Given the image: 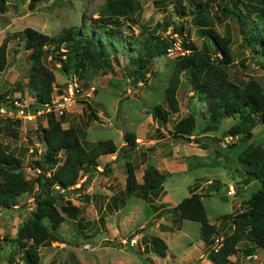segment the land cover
<instances>
[{"label": "rangeland", "instance_id": "1", "mask_svg": "<svg viewBox=\"0 0 264 264\" xmlns=\"http://www.w3.org/2000/svg\"><path fill=\"white\" fill-rule=\"evenodd\" d=\"M110 1L6 0L7 11L0 12V45L8 44L9 60L8 69L0 74V95L6 98V101L0 100L1 137L7 151L21 160V171L32 187L11 210L0 208V264H27L16 239L20 228L33 217L38 193L36 179L42 171L36 163L43 160L46 150L41 132L47 127V113L34 106L35 91L30 87L28 75L30 52L24 49L23 32L32 28L58 37L74 28L91 35L92 31L87 28H97L101 8ZM137 1L141 8L129 20L130 24L125 22L122 28L124 41L121 50L114 54L119 63H113L110 71L88 67L85 79H81L73 70L66 72L60 62L55 64L50 56L44 61L55 75L54 105L65 103L63 113L56 112L63 127L78 129L87 150L99 141L112 140L118 152L101 157L97 168L87 175L82 174L75 186L81 189L87 180L85 188L67 195V199L81 208L85 229L81 231L77 222L64 223L58 230L63 242L39 248L42 264H212L207 260V247L201 239V224L173 216L168 211L190 197L196 185L204 196L210 223L219 229L215 238L224 237L231 232L232 225L228 221L226 229L222 219L242 212L247 208V201L261 189L258 178L246 180L247 175L236 159L248 144L264 146L262 124L252 129V140H246L243 135L224 138L223 133L237 124L238 119H226L215 130L207 131L210 119L207 101L194 94L186 73L176 75L178 57L190 52L184 46L201 48L203 45L197 6L208 0ZM213 5L221 3L217 1ZM217 14L227 19L220 23ZM209 17L216 22L217 32L233 37L230 44L233 62L228 68L230 80L245 86L254 79L264 89V58L254 53L239 23L233 17H226L217 7L211 10ZM130 38L142 42L133 46L129 44ZM145 43L159 44L165 49L162 48V54H154L146 85L140 82L134 88L133 63ZM170 44H176L179 49L169 53L166 49ZM62 48V52L67 50ZM74 77L79 79L81 90L66 102L63 98ZM174 78L178 80L176 96L180 112L172 114L169 122L161 125L154 120L152 111L157 106L169 110L165 92ZM12 104L24 111L16 112ZM89 106L96 112V119ZM189 113L198 119L194 136L175 137L173 126ZM127 132L136 134L133 150H126L124 135ZM233 143L238 145L227 150L226 146ZM127 163L137 168L136 177L141 184L149 166L173 176L164 183L163 192H153L148 202L137 197H121L126 186ZM106 165L110 168L105 170ZM214 181H219L218 190L208 195V183ZM232 186L234 191L230 193ZM162 211L167 214L165 218L160 216ZM154 237L168 245L166 257L153 251L150 241ZM145 247L149 249L146 252ZM231 261L233 264H264V250L258 249L252 257L240 252Z\"/></svg>", "mask_w": 264, "mask_h": 264}, {"label": "trees", "instance_id": "2", "mask_svg": "<svg viewBox=\"0 0 264 264\" xmlns=\"http://www.w3.org/2000/svg\"><path fill=\"white\" fill-rule=\"evenodd\" d=\"M217 1H220L221 5H213ZM216 7L221 9L226 17H233L239 23L244 38L254 53L264 58V0H208L197 6L199 13L197 24L202 26L203 45L201 48L197 45L184 46L190 52L178 57L176 75L186 73L193 85L194 94L207 101L210 113L207 131L215 130L224 120L233 118L238 119V122L223 133L224 138L243 135L246 140H252L254 138L252 129L259 124L264 128V89L254 79L245 86L230 80L228 68L233 62L230 45L233 37L227 34L223 36L217 32L216 22L209 17L211 10ZM140 8L137 0H111L101 8L97 28H87L92 31L91 35H87V31L72 28L65 30L58 37H50L32 28L25 29L24 49L30 52L28 75L30 87L35 91V109L53 104L55 75L44 63L49 56L55 64L60 62L66 72L73 70L78 73L81 79H85L88 67L110 71L113 63H119L114 54L121 50V43L124 41L122 28L125 22L130 24L129 20L137 15ZM5 11L6 0H0V12ZM217 18L220 23L227 19H222L218 14ZM174 31L177 32L178 29ZM129 40V44L133 46L142 42L131 38ZM145 44V48H142L134 59L131 74L134 88L140 82L146 85L149 64L154 54H162V48L165 49L159 44ZM62 47H66L67 50L62 52ZM8 67V44L3 43L0 45V74ZM17 87L21 90L20 85ZM177 89L178 80L174 78L165 92L169 110L157 106L152 111L154 120L161 125L168 123L172 114L180 112ZM0 100L6 101L5 96L0 95ZM89 109L96 119V112L92 106H89ZM46 118L47 127H43L41 132L46 150L43 160L36 163L38 167H42L36 179L38 184L36 208L33 217L20 228L16 239L27 264H42L39 248L54 242H63L64 239L58 234V230L67 221L77 222L81 231L85 229L84 223L81 222V208L66 197L85 188L87 184L85 182L81 189H76L75 186L82 174L87 175L97 168L101 157L115 155L118 152L112 140L99 141L93 148L87 150L78 129L74 127L65 129L62 119H57L54 112L47 113ZM197 128V117L189 113L173 126V135L189 139L194 136ZM1 131L2 129H0V208L11 210L17 200L30 192L32 187L21 171V160L7 151L2 142ZM13 135L17 136L16 133ZM136 139L135 133L127 132L124 135L126 150L136 148ZM237 145L233 143L226 146V149L230 150ZM215 149L221 153L216 147ZM236 160L242 172L247 175V181L258 178L262 184L261 189L247 201V208L237 214L226 215L222 219L226 229L230 222L231 232L225 229L224 233H227L224 237L215 238L219 229L210 223L203 204L204 196L198 192L199 188L196 185L191 190L190 197L168 211L173 216L201 224V239L207 247V260L212 264H233L231 258L240 252L245 257H252L258 249L264 250V146L248 144ZM106 168H110V165H106L105 170ZM136 171L134 165L126 164V186L121 197L125 195L128 198L137 197L148 202L153 192H163L164 183L172 177L168 172H161L149 166L141 184L137 180ZM218 187L219 181L208 183V195L217 191ZM160 216L165 218L167 214L163 212ZM150 244L156 254L166 257L169 248L163 239L154 237ZM148 250V247L144 248V252Z\"/></svg>", "mask_w": 264, "mask_h": 264}, {"label": "built area", "instance_id": "3", "mask_svg": "<svg viewBox=\"0 0 264 264\" xmlns=\"http://www.w3.org/2000/svg\"><path fill=\"white\" fill-rule=\"evenodd\" d=\"M178 49L179 48L177 47V45L173 44V46L168 48V52L172 53L173 51L178 50ZM79 83L80 82H79V79L77 77H74L72 79V81L69 83L67 96H65V98H63V100H65L66 102L69 99L72 100L76 96V94H78L80 92L81 85ZM16 104H18V103H16ZM64 104H59L57 107H55L54 102H53L52 105H47L46 106L45 112L46 113L59 112L60 114H62L63 113V109H64V106H63ZM29 118H32V117H29ZM233 191H234L233 187H230V193H232Z\"/></svg>", "mask_w": 264, "mask_h": 264}, {"label": "clouds", "instance_id": "4", "mask_svg": "<svg viewBox=\"0 0 264 264\" xmlns=\"http://www.w3.org/2000/svg\"><path fill=\"white\" fill-rule=\"evenodd\" d=\"M171 46H173V45H171ZM168 50V49H167ZM0 108H2L1 106H0ZM12 109L13 110H15L16 112H20V111H24V109H22V108H20V107H12ZM44 110H46V107L45 108H43ZM55 114H56V112H54ZM1 118V117H0ZM2 136V135H1ZM232 139V138H231ZM172 174V176H173V173H171ZM87 181V180H86ZM85 181V182H86ZM233 187V186H232ZM230 188V187H229ZM132 242V240L129 242V244ZM134 248V247H133Z\"/></svg>", "mask_w": 264, "mask_h": 264}]
</instances>
